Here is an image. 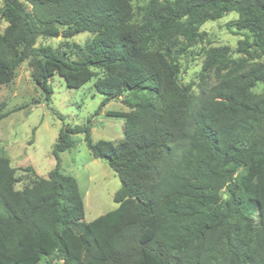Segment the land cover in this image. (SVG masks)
Returning <instances> with one entry per match:
<instances>
[{"label": "trees", "instance_id": "trees-1", "mask_svg": "<svg viewBox=\"0 0 264 264\" xmlns=\"http://www.w3.org/2000/svg\"><path fill=\"white\" fill-rule=\"evenodd\" d=\"M1 1L0 86L27 61L47 102L56 74L104 97L60 130L47 177L18 176L0 155V264H264V0ZM231 12L226 27L245 37L203 47L197 91L180 59ZM83 32L70 53L37 45ZM111 100L127 107L105 112L124 118V137L95 141L92 118ZM78 134L121 179L118 206L91 221L61 167Z\"/></svg>", "mask_w": 264, "mask_h": 264}, {"label": "rangeland", "instance_id": "rangeland-1", "mask_svg": "<svg viewBox=\"0 0 264 264\" xmlns=\"http://www.w3.org/2000/svg\"><path fill=\"white\" fill-rule=\"evenodd\" d=\"M146 0H137L135 4H144ZM2 1L0 0V6ZM235 12L224 17L208 21L201 30L207 32V41L193 47L189 56L180 59L181 80L193 83L198 91L203 47L228 45L236 49L244 39V32L231 31L227 22L237 18ZM6 25L2 22V27ZM92 38L88 32L79 33L66 39L64 37H40L37 45H51L60 52H71V44H85ZM73 55V54H72ZM237 57L240 53L235 54ZM91 80L80 88L68 87L64 78L58 74L52 76L53 88L51 100L47 102L44 94L35 84L31 67L27 61L17 69L14 80L0 86V113L6 115L0 119V155L6 154L17 169L18 176H24L28 166L37 174L47 177L56 166L53 150L60 130L66 124L84 125L99 108L104 95L97 92ZM214 78L210 79L213 83ZM121 100H111L100 114L93 119L92 138L119 140L124 137L125 120L122 117L107 116V110H126ZM75 148L60 153L62 170L73 175L79 183L85 204V221H91L115 209V192L121 187L118 173L106 160L94 158L88 149L84 135L78 134ZM25 181L17 184L22 188Z\"/></svg>", "mask_w": 264, "mask_h": 264}]
</instances>
